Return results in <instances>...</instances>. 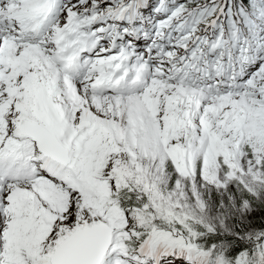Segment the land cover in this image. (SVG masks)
Here are the masks:
<instances>
[{
    "label": "snow or ice",
    "instance_id": "obj_1",
    "mask_svg": "<svg viewBox=\"0 0 264 264\" xmlns=\"http://www.w3.org/2000/svg\"><path fill=\"white\" fill-rule=\"evenodd\" d=\"M0 264H264V0H0Z\"/></svg>",
    "mask_w": 264,
    "mask_h": 264
}]
</instances>
